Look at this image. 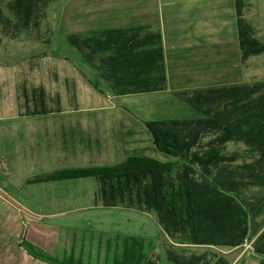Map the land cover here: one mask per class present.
<instances>
[{
	"label": "crops",
	"instance_id": "obj_1",
	"mask_svg": "<svg viewBox=\"0 0 264 264\" xmlns=\"http://www.w3.org/2000/svg\"><path fill=\"white\" fill-rule=\"evenodd\" d=\"M258 2L58 0V6L63 8L59 14L61 22L69 27L67 38L121 31V38L112 42L110 50L104 54L108 59L112 55L116 58L115 73L109 74L108 61L99 69L85 60L97 73L90 76L86 71H79L73 80L75 87L83 82L93 89L91 98H79L77 88L76 98H15L16 113L0 117V175L4 177L0 196L18 198L20 180L16 176L23 175V170L27 169L35 174L29 175L31 179L64 168L114 165L134 154L160 159L144 123L178 119L177 110L184 109L181 103H186L176 96L178 92L264 81V74L258 73L264 71L260 66L264 61L257 60L264 53L243 60L239 29L240 22L246 23L244 29L253 31L249 37L264 42V21L260 19ZM48 18L49 15L44 21L49 22ZM23 71L26 73L23 89L26 90L29 67ZM161 86L164 88L159 89ZM114 87L150 89L127 93ZM105 94L106 98L99 97ZM37 102L46 103L48 107L57 105L58 109L37 111ZM65 104L73 108L65 109ZM134 107L138 113L143 111V115L136 114ZM187 118L190 117L179 119ZM19 151L28 152L25 160L18 161ZM42 168L49 169L40 171L44 170ZM82 179L93 180V190L100 197L101 184L94 177L47 183L69 193ZM68 182L75 185L69 187ZM4 212L8 216L13 214L9 206L0 205V213ZM263 230L257 231L246 246L251 247ZM1 231L6 233L7 230ZM12 234L8 232L4 236L10 249ZM36 234L38 236L39 232ZM42 235L41 244L46 246V236L43 232ZM100 235L73 233L64 240L62 264H142L146 259L139 241H116ZM34 237L31 233L32 242ZM258 257L264 262V257Z\"/></svg>",
	"mask_w": 264,
	"mask_h": 264
},
{
	"label": "trees",
	"instance_id": "obj_2",
	"mask_svg": "<svg viewBox=\"0 0 264 264\" xmlns=\"http://www.w3.org/2000/svg\"><path fill=\"white\" fill-rule=\"evenodd\" d=\"M52 1L8 0L10 13H3L0 0V30H35L39 35ZM246 26L239 23L243 60L264 53V42L249 37L253 31ZM121 35L114 30L99 36L70 35L68 40L94 67L101 69L108 61L113 75L115 57L104 54ZM113 89L131 93L150 88ZM176 96L199 117L144 123L155 151L165 160L134 154L114 165L64 168L28 183L97 178L104 206L115 207L120 201L154 211L168 241L174 240L165 245L170 264H234L230 255L254 239L252 219L264 206V81L181 91ZM36 105L37 111L58 109ZM229 144L245 149L229 152ZM251 247L264 257V230ZM142 264L162 261L151 256Z\"/></svg>",
	"mask_w": 264,
	"mask_h": 264
},
{
	"label": "rangeland",
	"instance_id": "obj_3",
	"mask_svg": "<svg viewBox=\"0 0 264 264\" xmlns=\"http://www.w3.org/2000/svg\"><path fill=\"white\" fill-rule=\"evenodd\" d=\"M57 2L58 0L51 2L47 10L49 22L42 23L43 31L39 32V35L35 30H30L29 33L26 31L9 33L12 31L0 30V117L16 113L18 108L15 98L17 97L76 98V88L80 90L79 98H91L93 95L91 93L93 89L83 82H78L79 86H74L73 79L78 77L79 71L88 72L90 76L97 71L92 69L82 53L70 44L67 38L69 27L68 24L61 22L62 18L59 14L63 12V8L59 7ZM1 3L3 13H10L8 0H2ZM258 6L260 19L264 21V0H259ZM73 10L74 8L71 11ZM257 60L264 61V56L258 57ZM26 66L29 67L28 83H26L29 87L25 90L23 86L26 73L23 69ZM260 66L264 68L263 63H260ZM258 73L262 75L264 71ZM21 76L25 79H21ZM106 95H99V97L106 98ZM181 104L184 109L178 108L176 118L199 117L197 110L186 103ZM71 108L73 105L65 106V109ZM133 109L137 114V108ZM143 113L142 111L138 114L143 115ZM228 148L229 152L235 150L243 152L245 149L244 146L235 144H229ZM26 153L28 152L19 151L18 161L25 160ZM158 155L160 159H166L161 153ZM27 171L28 169L23 170V175L16 176L20 180L18 198L10 199L0 196L1 207L9 206L13 212L11 216L5 212L0 213V264H62L64 240L77 232L91 233L96 236L101 234L100 236H107L116 241L134 239L136 243L140 242L146 258L158 257L162 264H170L165 254V245L169 242L167 234L159 224L154 211L147 209L139 211L138 208L131 207L129 203L120 201L113 209L105 208L101 195L99 197L93 190L94 181L89 179H82L76 185L75 182H68L69 187L77 186L73 188V192L69 193L56 189V185H51L52 183L26 185L25 181L28 183L29 175H35ZM3 178L0 175L2 187H4ZM263 221L264 206L259 208L255 217L253 216L254 230L260 231ZM2 229L7 230L6 233L2 232ZM8 232L13 233L12 249L9 244H6L7 241L4 238ZM37 232H39L38 236ZM42 232L46 236L44 240L46 246L41 244ZM31 233L36 236L34 242L30 238ZM52 242L56 243L48 246ZM172 242L174 243V240ZM250 248L252 247L245 246L234 251L230 255L233 263L238 258L236 264H263L259 255ZM14 253L17 255L15 256Z\"/></svg>",
	"mask_w": 264,
	"mask_h": 264
}]
</instances>
